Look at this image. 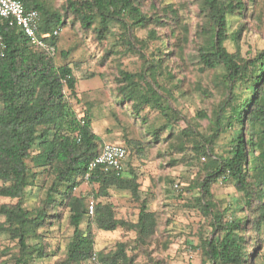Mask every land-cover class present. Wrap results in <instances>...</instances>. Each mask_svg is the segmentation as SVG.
<instances>
[{"label":"trees","instance_id":"obj_1","mask_svg":"<svg viewBox=\"0 0 264 264\" xmlns=\"http://www.w3.org/2000/svg\"><path fill=\"white\" fill-rule=\"evenodd\" d=\"M19 1L25 10L41 12L39 31L50 35L72 17L83 30L91 29L99 41L110 34V25H116L123 41L133 48L132 42L125 41L129 32L151 24L168 26V21L143 13L140 0H65L60 10H49L37 0ZM196 5L203 19L196 56L203 69L215 73V87L221 94L210 117L198 111L196 118L207 119L214 128L212 134L202 133L196 124L174 130L180 118L166 105L157 83L165 74L162 62L169 53H163L161 47L165 49L167 41L160 40L152 29L147 37L159 41L160 50L144 61L139 72L118 71V93L121 103L130 106L135 118H141V124L148 123V113L164 120L159 127L145 129L147 145L158 144L167 131L163 140L168 150L178 154L190 151L198 161L203 159L204 175L196 184L199 196L194 202L210 219L216 234L201 241L209 264H264V255L259 254L264 226V49L251 61L238 63L225 48L228 39L236 41L239 35L240 30L228 34L227 18L244 13L242 0H196ZM171 20L174 25L180 23L176 17ZM181 28L187 31L184 25ZM0 35L5 45L0 57V197L15 200L0 205V233L16 241L20 264H27L34 252V258H44V246L38 242L40 231L59 220L55 211L63 207L72 233L59 264H131L123 243H116L112 252L95 251L91 226L103 232L118 228L134 231L137 241L143 243L155 232L156 214L148 211L145 201H141L135 223L117 219L111 204L97 203L93 214H88L84 197L73 195V191L83 182L90 161L100 153V138L87 116L78 119L67 101L66 92L75 95L73 71L68 64L57 66L54 56L31 47L20 30L1 18ZM185 37L179 39V52ZM57 38L47 41L56 47ZM133 40L139 47L145 43ZM68 52H60V56L67 57ZM196 89L201 95L209 94L199 84ZM221 140L225 149L217 151L216 143ZM40 174L47 176L49 184L41 205L28 210L23 201ZM218 181L231 184L239 194L227 206L212 200L211 187ZM89 183L98 185L96 197H107L109 189L115 188L129 191L139 200L137 177L126 175L125 170L119 174L96 170ZM248 230L257 233L251 240V256L244 253Z\"/></svg>","mask_w":264,"mask_h":264},{"label":"rangeland","instance_id":"obj_2","mask_svg":"<svg viewBox=\"0 0 264 264\" xmlns=\"http://www.w3.org/2000/svg\"><path fill=\"white\" fill-rule=\"evenodd\" d=\"M37 1L49 10H60L65 2ZM242 1L245 4L244 13H235L227 18L228 34L240 30L237 40L228 39L225 43L226 50L238 63L251 61L264 49V0ZM139 4L143 13L168 21V26L151 24L146 29L137 28L129 32L125 41L132 42L133 48L127 46L122 32L113 24L110 25V34L102 41L96 38L91 29L83 30L72 17L65 20L64 26L58 27L54 62L57 66L68 64L73 71L75 95L70 96L66 92L71 109L77 118L87 116L92 131L100 138L99 151L106 144L127 148L129 155L124 170L126 175L131 173L136 176L139 184V200L132 198L129 191L115 188L109 189L107 197H96L98 185L85 181L74 189L73 195L83 196L86 205L89 202L94 205L111 204L117 219L131 223L137 221L141 201H145L148 211L156 214L155 232L143 243L137 241L134 231L118 228L113 232H103L91 226L95 251L112 252L116 243H123L131 264H209L201 241L214 238L216 234L212 233L210 219L197 209L194 202L199 196L196 184L204 175L203 159L198 161L190 151L178 154L168 150L163 140L167 131L162 133L158 144L147 145L149 139L143 137L145 129L150 125L159 127L164 120L155 113H148V123L141 124V118H135L130 106L121 103L117 84L119 70L139 72L144 68V61L160 50L159 41L147 37L148 31L154 30L160 40L167 41L166 48L161 47L163 53H169L162 62L166 67L165 74L157 78V83L166 105L180 118L174 130L186 124H196L199 131L211 135L214 128L209 121L196 118L198 111L210 117L211 110L221 100V94L215 87V73L203 69L196 56L197 48L201 45L198 33L203 19L196 0H140ZM175 17L180 20L178 25L171 20ZM182 35L186 36V43L179 52ZM133 38L145 43L139 47ZM66 51H69L67 57H61L60 52ZM197 84L209 92L208 96L197 91ZM224 149V140L218 141L216 150ZM48 184L47 176L40 174L36 186L30 189L23 201V207L28 210L39 207ZM211 195L218 206H227L239 194L231 184L218 181L212 185ZM14 202L0 197V205ZM55 212L59 214V220L52 226H44L38 240L44 246L46 257L34 258L37 255L34 252L27 264H59L64 259L72 228L67 222L66 209L57 207ZM2 222L3 218L0 217ZM245 235L244 253L251 256V240L257 237V233L248 230ZM260 237L259 254L263 256L264 226ZM20 259L16 241L0 233V264H20ZM84 264L93 263L87 261Z\"/></svg>","mask_w":264,"mask_h":264},{"label":"built area","instance_id":"obj_3","mask_svg":"<svg viewBox=\"0 0 264 264\" xmlns=\"http://www.w3.org/2000/svg\"><path fill=\"white\" fill-rule=\"evenodd\" d=\"M0 18L7 21L10 27L20 30L31 47L42 50L51 56L55 55L56 47L47 40L58 36V30L53 31L52 35L39 31L41 24V12L39 10H25L19 0H0ZM4 51L5 45L0 35V57L4 55ZM128 155L129 152L125 146L117 144L104 145L100 153L88 164L83 181L89 182L90 177L96 170H100L103 173L119 174L124 170ZM175 188H177V185H175ZM93 209L94 204L89 202L87 205L89 215L93 214ZM92 260L94 261L95 259L92 258Z\"/></svg>","mask_w":264,"mask_h":264},{"label":"crops","instance_id":"obj_4","mask_svg":"<svg viewBox=\"0 0 264 264\" xmlns=\"http://www.w3.org/2000/svg\"><path fill=\"white\" fill-rule=\"evenodd\" d=\"M56 54V53H55ZM55 56V55H54Z\"/></svg>","mask_w":264,"mask_h":264}]
</instances>
